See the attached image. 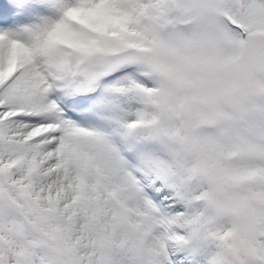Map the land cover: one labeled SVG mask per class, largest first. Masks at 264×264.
<instances>
[{
	"label": "snow or ice",
	"instance_id": "snow-or-ice-1",
	"mask_svg": "<svg viewBox=\"0 0 264 264\" xmlns=\"http://www.w3.org/2000/svg\"><path fill=\"white\" fill-rule=\"evenodd\" d=\"M194 223L264 264V0H0V264H189Z\"/></svg>",
	"mask_w": 264,
	"mask_h": 264
},
{
	"label": "bare ground",
	"instance_id": "bare-ground-1",
	"mask_svg": "<svg viewBox=\"0 0 264 264\" xmlns=\"http://www.w3.org/2000/svg\"><path fill=\"white\" fill-rule=\"evenodd\" d=\"M116 111V109H115ZM105 115H107V109L105 110ZM108 116V115H107ZM109 117V116H108ZM109 119H111L109 117ZM123 124V119H122V115H119L118 112L113 114V119H111L109 121V125H113L114 127L111 129V131H115L116 134H118L119 130H120V126ZM92 126V125H91ZM95 126V125H94ZM94 129V128H93ZM142 132L140 130H137V135H141ZM177 191L176 194L180 195V187L176 186ZM199 210V208H195L194 206L189 209V215L191 216H195L197 211ZM199 225V224H197ZM198 226H195V223L192 224L188 229H186L185 231V236H190L192 238H194V243L190 246H184L185 243L183 242V240L177 242L178 243V247L185 251L187 253V257L190 258L189 259V264H202V251H204V249L202 248L203 246L201 245V242H203V240H205V232L204 230L200 231L197 229ZM206 245V244H203ZM190 251H192L194 254L190 253ZM199 251V254L196 255V253ZM201 255V256H200ZM200 256V257H198Z\"/></svg>",
	"mask_w": 264,
	"mask_h": 264
},
{
	"label": "rangeland",
	"instance_id": "rangeland-1",
	"mask_svg": "<svg viewBox=\"0 0 264 264\" xmlns=\"http://www.w3.org/2000/svg\"><path fill=\"white\" fill-rule=\"evenodd\" d=\"M105 91H108V90L105 89ZM135 104L136 102L128 97H123V96L117 97L115 95L108 94L104 96V99L101 102V107L105 106V109H107V115L111 119H113V114L118 112L119 115H122V119L124 122L132 118V112L135 107ZM103 118H106V117H103ZM81 124L82 126H85V127L88 125H91L90 122H84V121H81Z\"/></svg>",
	"mask_w": 264,
	"mask_h": 264
}]
</instances>
